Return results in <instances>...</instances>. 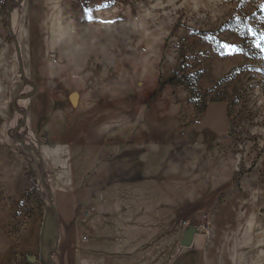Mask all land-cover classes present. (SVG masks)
<instances>
[{"label": "rangeland", "instance_id": "obj_1", "mask_svg": "<svg viewBox=\"0 0 264 264\" xmlns=\"http://www.w3.org/2000/svg\"><path fill=\"white\" fill-rule=\"evenodd\" d=\"M262 35L264 0H0V264H36L38 241L50 264L46 189L53 204L88 208L93 166L117 154L124 124L143 141L165 131L173 154L219 156L237 196L218 261L264 264ZM196 210L175 219L207 212L211 225Z\"/></svg>", "mask_w": 264, "mask_h": 264}, {"label": "crops", "instance_id": "obj_2", "mask_svg": "<svg viewBox=\"0 0 264 264\" xmlns=\"http://www.w3.org/2000/svg\"><path fill=\"white\" fill-rule=\"evenodd\" d=\"M132 126L124 124L119 130L113 144L117 154L110 157L107 152L94 164L88 208L76 199L64 207L53 204L58 230L50 264H220L218 227L222 217L227 223L231 219L237 196L220 157L207 149L200 155L173 154L180 147L177 139L150 130L149 140L143 141ZM209 142H203V150ZM103 145L111 146L107 141ZM154 147L168 152L153 154ZM195 207L211 211V228L206 236L195 233L192 244L182 247L185 229L175 210ZM79 211H86V218H79ZM46 249L38 241L36 264H49L43 256Z\"/></svg>", "mask_w": 264, "mask_h": 264}, {"label": "water", "instance_id": "obj_3", "mask_svg": "<svg viewBox=\"0 0 264 264\" xmlns=\"http://www.w3.org/2000/svg\"><path fill=\"white\" fill-rule=\"evenodd\" d=\"M19 1H21V0H18V2ZM16 49H17V59H18V64H19V69H20V75L22 76V78H24V72H23V66H22V62H21V57H20V53H19V49H18V46H17V44H16ZM17 99L18 98H15L14 100H13V107L16 109V101H17ZM23 123L22 124H24L25 123V121H26V116L25 115H23ZM19 127V126H18ZM18 127L15 129V132H14V138L22 145V146H24L25 147V144H24V142L22 141V140H19V139H17V130H18ZM42 163V162H41ZM43 175V174H42ZM41 182H42V184H43V176H41ZM46 188V187H45ZM46 191H47V193L49 194V197H48V203H49V205L51 206V207H53V203H52V201H51V192H50V190H48V189H46ZM55 216H56V214H55ZM194 235H195V228L194 227H188V228H186L185 230H184V232H183V236H182V238H181V240H180V245L182 246V247H189L191 244H192V241H193V238H194ZM57 247V240H56V242H55V245H54V247H53V249H55ZM50 253H51V251L50 252H48V256L50 257ZM30 260L31 261H34L35 259L33 258V257H30Z\"/></svg>", "mask_w": 264, "mask_h": 264}, {"label": "built area", "instance_id": "obj_4", "mask_svg": "<svg viewBox=\"0 0 264 264\" xmlns=\"http://www.w3.org/2000/svg\"><path fill=\"white\" fill-rule=\"evenodd\" d=\"M189 222H182L183 228L188 227ZM193 227L195 228L196 234L205 235L210 227V217L207 212H204L198 219L193 222Z\"/></svg>", "mask_w": 264, "mask_h": 264}, {"label": "snow or ice", "instance_id": "obj_5", "mask_svg": "<svg viewBox=\"0 0 264 264\" xmlns=\"http://www.w3.org/2000/svg\"><path fill=\"white\" fill-rule=\"evenodd\" d=\"M261 39H264V35L261 36ZM257 46H259V44ZM231 47L235 48L237 51L242 50V49H239L236 45H232Z\"/></svg>", "mask_w": 264, "mask_h": 264}, {"label": "flooded vegetation", "instance_id": "obj_6", "mask_svg": "<svg viewBox=\"0 0 264 264\" xmlns=\"http://www.w3.org/2000/svg\"><path fill=\"white\" fill-rule=\"evenodd\" d=\"M51 207V206H50Z\"/></svg>", "mask_w": 264, "mask_h": 264}]
</instances>
